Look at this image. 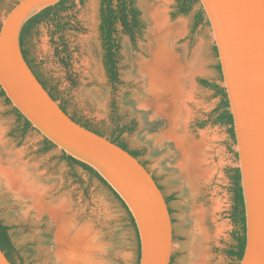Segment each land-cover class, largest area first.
<instances>
[{"label":"rangeland","instance_id":"obj_1","mask_svg":"<svg viewBox=\"0 0 264 264\" xmlns=\"http://www.w3.org/2000/svg\"><path fill=\"white\" fill-rule=\"evenodd\" d=\"M19 1L0 0V25ZM134 2L143 29L133 38L117 27L119 82L109 79L104 66L102 0H69V10L61 14L66 30L59 32L58 22L53 20L37 26L24 43L28 58L58 96V102L67 104L70 114L76 113L107 137L118 125H134V131L124 133L122 140L130 149L142 152L140 159L163 187L165 196L173 198L169 204L174 222L172 264H192L200 249L207 254L208 264H239L227 253L235 245L231 170L238 164L236 143L229 127L211 122L217 117L221 97L201 84L202 80L220 86L223 82L211 26L206 18L198 22L199 6L183 15L178 12V0ZM158 12L170 25H182L175 46L182 49L189 69H195L196 62L199 65V71L192 73L195 93L179 101V129L198 145L202 156L200 168L195 174L192 171L191 177L178 146L170 144L159 159L161 151H153L141 138L152 127L144 111L136 108L135 97L144 94V84L134 66L149 59L145 48ZM63 45H67L68 55L63 53ZM12 110L0 91V220L10 228L11 240L23 261L17 259L16 264H58L60 226L56 213L74 224L75 233H89L94 241L89 245V261L138 264V234L122 204L82 168L71 170L58 148L43 153L44 137L39 132L31 130L25 136L17 132L19 124ZM2 167L33 171L37 180L32 181L30 174L25 179L32 190L10 186ZM36 194L42 196L40 203L33 197Z\"/></svg>","mask_w":264,"mask_h":264},{"label":"water","instance_id":"obj_2","mask_svg":"<svg viewBox=\"0 0 264 264\" xmlns=\"http://www.w3.org/2000/svg\"><path fill=\"white\" fill-rule=\"evenodd\" d=\"M63 0H20L0 28V87L33 128L61 152L93 168L130 211L139 264H171L174 222L150 170L129 151L71 118L26 60L24 26ZM218 53L241 174L246 247L239 264H264V0H199ZM0 264H12L0 247Z\"/></svg>","mask_w":264,"mask_h":264},{"label":"bare ground","instance_id":"obj_3","mask_svg":"<svg viewBox=\"0 0 264 264\" xmlns=\"http://www.w3.org/2000/svg\"><path fill=\"white\" fill-rule=\"evenodd\" d=\"M181 26L179 23L174 25L167 23L163 13L156 14L155 27L148 36L149 44L145 48L149 59L139 60L134 66L136 75L144 84V94H138L135 97V104L136 108L144 111L145 114H142L147 116L149 126L152 127V130L141 134L142 140L149 143L153 151H161L159 159L167 148L170 149V144L178 146L182 162L185 163V171L191 177L192 171L195 174L200 168L202 156L197 148L198 145L187 133L179 129L182 111L179 101L181 98L189 99L195 93L192 73L199 71V65L196 62L197 64L193 66L195 69H189L182 49L175 46L176 33L181 31ZM2 171L4 178L6 177L5 181L10 186L23 190H32V186L26 182V175L30 174L32 181L37 180L35 173L27 169L24 172L22 169H3L2 167ZM33 197L38 203L42 200L40 194ZM56 214L55 217L60 226L56 244L57 263L98 264L89 261L88 258L92 247L89 245L94 242L89 239V233L84 230L75 233L74 224L66 222L62 215ZM200 250L198 252L196 249L198 254L192 264H208L207 254L201 253Z\"/></svg>","mask_w":264,"mask_h":264},{"label":"trees","instance_id":"obj_4","mask_svg":"<svg viewBox=\"0 0 264 264\" xmlns=\"http://www.w3.org/2000/svg\"><path fill=\"white\" fill-rule=\"evenodd\" d=\"M68 3L69 0H63L56 6H52L43 10L41 13L33 17L24 26L21 34V44L23 47V53L26 60L28 61L29 65L31 66L32 70L37 75L38 79L41 81L43 86L49 91L51 96L56 101L59 100L58 96H56V94L48 87L47 82L44 81L40 76V74L36 71L32 62L28 58V54L25 50L24 43L26 38L31 35L32 31L37 26L49 20L58 22L57 27L59 29V32L66 30L67 24H64L62 22L61 14L69 10ZM195 6H199L197 20L199 23H203L205 21L206 16L202 7L200 6L199 0H178L179 14L187 15L191 12V10ZM100 18H101V23H100L101 40L104 49V58H103L104 66L109 79L112 82L117 83L119 82L118 53L120 51V45L115 38L117 27L121 26L126 34L134 38L136 33L141 32L143 29L140 18V11L136 7L134 0H102ZM63 47H64L63 53H67L68 52L67 45H63ZM62 61L64 65L66 66L69 65L64 60ZM218 69L221 71L220 65L218 66ZM201 84L207 88L215 90L216 94L219 97H221L220 106L216 111L217 117L211 122H213V124L215 125L229 127L230 136L232 140L235 142L234 121H233V116L230 113V105L225 88L217 84H211L207 80H202ZM0 91L2 96H5V93L1 90V87H0ZM7 102L8 104L12 105L10 100L7 99ZM60 105L62 109L67 114H69L73 120H75L82 126L96 132L97 134L107 137L104 131L97 129L91 123L79 117L76 113L70 114L68 111L67 104L65 102L60 103ZM12 111L15 114L17 118V122L19 124L17 132L21 133L22 136H25L31 130H35L31 125V123L28 120H26L25 117L16 108L13 107ZM134 129H135L134 125L131 126L118 125L112 136L107 138L111 140L113 143L121 146L123 149L129 151L134 157L140 159L142 156V152L140 150H133V151L128 150V145L122 140V135L124 133L133 132ZM55 148L57 147L52 142H50L46 138L43 139V147H42L43 153L50 152ZM61 153H62V160L67 162L71 170H75L77 167L82 168L85 172H87L90 175L92 179H97L100 182V184H102L105 188H107L116 197V199L122 204L123 208L127 212L130 221L135 227L136 232L138 234L135 221L130 211L128 210L127 206L120 199V197L114 192V190L104 181V179L90 166L75 160L74 158L66 155L64 152ZM142 163L147 167L145 162ZM75 177L79 183H83L82 179L78 175H76ZM160 187L163 190V187L162 186ZM231 192L233 196V208L231 213V219L236 228L234 232L235 245L232 248H230L227 253L229 256L235 258L238 262H240L244 256L245 247H246V215H245L243 189L241 186V174L239 168H233L231 170ZM166 199L168 204H170V202L173 200L172 197H166ZM172 213L173 212L171 210V214ZM9 231L10 228L0 220V247L12 264H16L17 259H20L21 262L23 263L22 259L19 256L18 250L16 249L15 245L11 240ZM138 239H139V235H138ZM140 255H141V245L139 239L138 264L140 262Z\"/></svg>","mask_w":264,"mask_h":264},{"label":"flooded vegetation","instance_id":"obj_5","mask_svg":"<svg viewBox=\"0 0 264 264\" xmlns=\"http://www.w3.org/2000/svg\"><path fill=\"white\" fill-rule=\"evenodd\" d=\"M128 150L133 151L132 149L129 148V146H128ZM140 161H141V162H144V161H142L141 159H140ZM152 175H153V174H152ZM153 176H154V175H153ZM154 178L156 179L155 176H154ZM157 182H158V181H157Z\"/></svg>","mask_w":264,"mask_h":264}]
</instances>
